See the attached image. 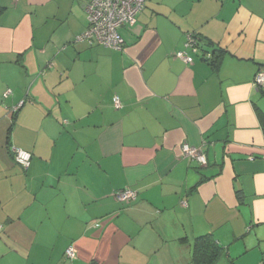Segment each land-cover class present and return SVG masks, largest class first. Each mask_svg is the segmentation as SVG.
I'll use <instances>...</instances> for the list:
<instances>
[{
	"label": "crops",
	"instance_id": "crops-1",
	"mask_svg": "<svg viewBox=\"0 0 264 264\" xmlns=\"http://www.w3.org/2000/svg\"><path fill=\"white\" fill-rule=\"evenodd\" d=\"M86 26L84 0H0V264H191L204 234L264 264V0H145L120 50Z\"/></svg>",
	"mask_w": 264,
	"mask_h": 264
},
{
	"label": "built area",
	"instance_id": "built-area-1",
	"mask_svg": "<svg viewBox=\"0 0 264 264\" xmlns=\"http://www.w3.org/2000/svg\"><path fill=\"white\" fill-rule=\"evenodd\" d=\"M145 0H84L87 26L83 32L75 37V42H84L87 45H102L120 50L123 47V38L119 33L122 26H131L136 22L137 14L144 8ZM198 51V42L195 34L187 33L184 47L176 51L175 55L182 61L189 63L193 60V53ZM206 57L211 58L207 53ZM253 84L257 89L264 88V68L258 70L253 78ZM9 93L6 91L5 96ZM116 108L120 107L117 96L113 97ZM17 108H15L16 110ZM13 158L22 168H27L31 161V153L20 147L11 146ZM181 154L200 164H205V154L196 146L183 143ZM113 197L122 203H130L137 197V192L131 188H123L113 193ZM68 259L75 257V249L72 245L65 250Z\"/></svg>",
	"mask_w": 264,
	"mask_h": 264
},
{
	"label": "trees",
	"instance_id": "trees-1",
	"mask_svg": "<svg viewBox=\"0 0 264 264\" xmlns=\"http://www.w3.org/2000/svg\"><path fill=\"white\" fill-rule=\"evenodd\" d=\"M217 50L221 51L220 49ZM210 60H214L213 53H211ZM9 151L11 152L10 148ZM238 197H241L240 191ZM223 253L224 249L215 241L212 234L200 235L192 243L191 264H215Z\"/></svg>",
	"mask_w": 264,
	"mask_h": 264
}]
</instances>
